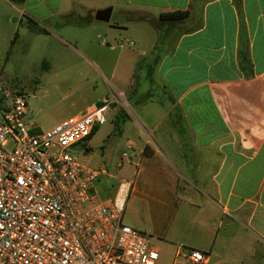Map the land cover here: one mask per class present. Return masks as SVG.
<instances>
[{
	"label": "crops",
	"instance_id": "0c3cea01",
	"mask_svg": "<svg viewBox=\"0 0 264 264\" xmlns=\"http://www.w3.org/2000/svg\"><path fill=\"white\" fill-rule=\"evenodd\" d=\"M14 5L35 31L90 60L106 80L118 74L113 115L122 118V138L132 133L126 140L136 169L125 212L130 226L150 236L156 264L161 254L193 264V250L206 255L205 264H264V0ZM110 7L109 23L94 19ZM175 12L188 17L162 22L158 37L138 20ZM79 22L103 24L98 54L65 36Z\"/></svg>",
	"mask_w": 264,
	"mask_h": 264
},
{
	"label": "built area",
	"instance_id": "2783aa9c",
	"mask_svg": "<svg viewBox=\"0 0 264 264\" xmlns=\"http://www.w3.org/2000/svg\"><path fill=\"white\" fill-rule=\"evenodd\" d=\"M132 45V43H129ZM0 104V264H156L150 236L124 223L133 181L101 200L95 169L72 151L104 124L109 101L42 130L28 120V101L4 92ZM123 162H129L126 153ZM119 163L118 167H122ZM193 264L206 255L193 250Z\"/></svg>",
	"mask_w": 264,
	"mask_h": 264
},
{
	"label": "rangeland",
	"instance_id": "374dc122",
	"mask_svg": "<svg viewBox=\"0 0 264 264\" xmlns=\"http://www.w3.org/2000/svg\"><path fill=\"white\" fill-rule=\"evenodd\" d=\"M76 24L65 35L72 46L81 50L90 48L98 54L103 34L97 27L103 24L94 22L92 29L86 23ZM32 25L26 17L22 18L14 4L0 0V104L6 103L4 92H19L28 101L29 120L47 130L71 116H80L87 106L107 98L110 106L106 122L96 127L83 147L72 152L92 168L105 167L108 174L101 175L93 188L99 199L113 198L119 184L131 181L136 170L130 162L122 160L124 153L130 161L134 160V149L127 147L126 140L132 138V133L127 130L122 138L119 123L122 118L118 117L116 122L113 115L120 102L116 96L118 74L111 82L106 80L90 60L55 38L38 33ZM145 25L143 29L148 28L149 35L159 36L160 29L150 23ZM14 38L16 41L12 42ZM45 64L50 69L44 68ZM136 71L139 74L141 70ZM138 81L135 78L136 87ZM119 163H123L121 168ZM124 223L129 225L126 212ZM172 260L161 254L162 264H172Z\"/></svg>",
	"mask_w": 264,
	"mask_h": 264
},
{
	"label": "trees",
	"instance_id": "16d2710c",
	"mask_svg": "<svg viewBox=\"0 0 264 264\" xmlns=\"http://www.w3.org/2000/svg\"><path fill=\"white\" fill-rule=\"evenodd\" d=\"M9 1L19 6L25 2V0H9ZM187 17H188L187 12H175V13L163 14L158 19L149 18V17H139L138 20L146 21L158 29L160 28L159 25L162 22H178L186 19Z\"/></svg>",
	"mask_w": 264,
	"mask_h": 264
},
{
	"label": "water",
	"instance_id": "95a60500",
	"mask_svg": "<svg viewBox=\"0 0 264 264\" xmlns=\"http://www.w3.org/2000/svg\"><path fill=\"white\" fill-rule=\"evenodd\" d=\"M112 11H113V9L111 7L106 8V9H102V10H98L94 14V19L98 22L109 23L110 19H111Z\"/></svg>",
	"mask_w": 264,
	"mask_h": 264
}]
</instances>
